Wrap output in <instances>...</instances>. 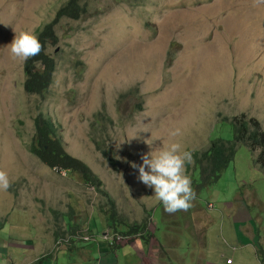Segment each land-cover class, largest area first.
<instances>
[{
  "label": "rangeland",
  "instance_id": "obj_1",
  "mask_svg": "<svg viewBox=\"0 0 264 264\" xmlns=\"http://www.w3.org/2000/svg\"><path fill=\"white\" fill-rule=\"evenodd\" d=\"M68 1L0 0V170L9 178V187L0 190V264H139L135 255L122 254L125 248H112L123 247L121 242L104 243L107 248L83 242L112 233L101 190L115 199L118 217L152 221L155 236L164 231L163 217L188 224L206 211L218 225L230 205L238 207L232 219L248 215L262 238L264 167L256 164V154L237 145L219 179L200 186L193 153L214 137L233 141L226 121L233 117L256 119L264 128V0H78L88 10L61 18L53 28L55 41L46 43L54 60L47 91L27 94L25 60L12 58L6 44L13 30L36 34ZM38 114L59 124L64 149L90 167L101 190L27 150ZM103 118H109L105 125ZM173 128L180 134L170 137ZM152 137L159 138L149 145ZM172 141L191 152L185 171L195 198L187 210L168 213L153 203L152 189L137 179L132 163ZM65 219L77 225L76 232ZM192 230L182 238L194 237ZM59 237L68 242L56 249ZM166 258L165 252L162 264Z\"/></svg>",
  "mask_w": 264,
  "mask_h": 264
},
{
  "label": "trees",
  "instance_id": "obj_2",
  "mask_svg": "<svg viewBox=\"0 0 264 264\" xmlns=\"http://www.w3.org/2000/svg\"><path fill=\"white\" fill-rule=\"evenodd\" d=\"M87 10L88 7L85 4H81L78 0H70L58 9L52 21L35 30V35L41 44V50L35 56L26 59L23 65L25 75L23 88L27 94L43 95L52 81L54 60L52 56L46 53V43L47 41H55L54 26L63 17L77 18L78 15ZM37 66L39 67L37 68ZM137 107L140 109L139 105ZM108 120L109 118H103L99 122L105 125ZM226 121H231L229 123L233 130V141H227V139L219 136L214 137L209 140L208 145L203 150L193 153L195 166L199 168L198 182L200 186H210L219 179L226 166L233 160L236 146L239 144H245L252 153L258 152L255 162L264 167V131L258 122L243 115ZM34 125L35 133L27 146L30 153L50 168L64 170V174L68 177L90 185L96 190H101L102 182L99 177L87 165L71 156L64 149L58 123L53 122L52 119L43 114H38L34 118ZM93 142L96 148L106 155L103 142L96 138L93 139ZM192 179L197 184L194 175ZM100 193L104 195L101 208L107 214V222L110 228L123 237L137 234L142 236L147 228V221L143 219L139 223H130L121 219L117 214L115 199L104 190H101ZM95 221L96 223L93 222V225L99 223L98 220ZM60 239L61 237L56 239L57 244Z\"/></svg>",
  "mask_w": 264,
  "mask_h": 264
},
{
  "label": "clouds",
  "instance_id": "obj_3",
  "mask_svg": "<svg viewBox=\"0 0 264 264\" xmlns=\"http://www.w3.org/2000/svg\"><path fill=\"white\" fill-rule=\"evenodd\" d=\"M13 32L14 35L12 36L11 40L6 44L8 52L12 58H18L19 60L24 61L29 57L35 56L40 52L41 44L37 39V36L31 29L19 31L13 30ZM258 124L260 128L264 131V128L261 126V124L259 122ZM179 134L180 133L178 128H173L168 131V135L170 137L178 136ZM154 138L159 137H152L151 140H146V143L151 145L152 140ZM255 154L256 156L258 155L257 153ZM191 158L192 157L190 151L182 149L179 143L172 141L169 142L167 145H160L158 147L151 148L147 153L141 156L140 164L132 163V167L137 169V179L142 182L146 187H150L152 189L151 196L153 198V203H158L160 206H162V209L165 212L173 213L178 210H187L191 206V201L195 198V192L192 188L191 179L185 171V164L191 162ZM8 187L9 178L4 171L0 170V190H6ZM208 206V208L212 207L209 203ZM163 218L166 219L164 222V231L161 232V234L158 236H155L156 231L152 221L148 222L146 220L147 228L142 233V236L141 234H137L132 235V237H123L121 234L115 232L111 228V234L104 232L103 234H99V236L90 235L89 240H82L83 242H90L95 244L99 242L102 243V245L104 243L110 245L117 244L119 242L123 243V247H120L118 245L113 246L112 248L114 250L117 248H126L130 246V244L138 240L142 242L143 246H145L148 245L149 239L151 237L152 239H156V241L159 242L161 235L166 232L172 231L171 226H173V228L176 230L177 224H172L168 222L180 219H167L166 217ZM65 221L68 225V228L70 229V232H76L77 225H71L69 219H65ZM168 224L172 225L168 226ZM182 224H184V222H182ZM96 225L98 226L99 224ZM149 226H151L150 231H148ZM90 232H94L93 226ZM88 233L89 230L87 226V232H85V235H87ZM80 239L77 238V242H82V240ZM67 242L68 239H63L61 237V239L58 241V244H55L56 249H58L60 245ZM105 248H107V245H105ZM53 249H50L48 253H51ZM41 257L38 259H43V257L46 258V255H42ZM227 261L230 262L228 263ZM225 263L230 264L231 259H226Z\"/></svg>",
  "mask_w": 264,
  "mask_h": 264
},
{
  "label": "crops",
  "instance_id": "obj_4",
  "mask_svg": "<svg viewBox=\"0 0 264 264\" xmlns=\"http://www.w3.org/2000/svg\"><path fill=\"white\" fill-rule=\"evenodd\" d=\"M228 206L224 209L226 219H222L224 221L218 225V222L203 210L202 220H197L195 223L190 221L188 224H182L181 220L168 222L179 223L178 226L182 229L175 230L172 224H168L172 231L161 235L159 242L151 239L148 245L143 246L138 240L125 248L122 254L129 257L135 255L141 259L139 264H162L161 259L165 252L167 253L165 264H174V261H179L180 264H226V259H231L230 264H264V248H262L264 236L256 237L258 229L255 220L246 214L243 219L233 220L232 218L237 215L238 207L233 209L232 206ZM197 209L200 210L201 207L198 206ZM244 213H246L245 209ZM184 226L188 230L193 229L191 234H194V237L191 238V235H188L182 238V235L189 233ZM216 229L218 236L212 235ZM216 244L222 249H216ZM100 246L105 248L103 245ZM226 250L229 253H226ZM172 251H175V254ZM97 252L100 258L102 252Z\"/></svg>",
  "mask_w": 264,
  "mask_h": 264
},
{
  "label": "bare ground",
  "instance_id": "obj_5",
  "mask_svg": "<svg viewBox=\"0 0 264 264\" xmlns=\"http://www.w3.org/2000/svg\"><path fill=\"white\" fill-rule=\"evenodd\" d=\"M100 148V147H99ZM98 149V148H97ZM100 150V149H99ZM74 157V156H73ZM76 158V157H75ZM78 159V158H77ZM82 162V161H81ZM83 163V162H82ZM195 163V162H194ZM88 166V165H87ZM89 167V166H88ZM90 168V167H89ZM64 171V170H63Z\"/></svg>",
  "mask_w": 264,
  "mask_h": 264
},
{
  "label": "built area",
  "instance_id": "obj_6",
  "mask_svg": "<svg viewBox=\"0 0 264 264\" xmlns=\"http://www.w3.org/2000/svg\"><path fill=\"white\" fill-rule=\"evenodd\" d=\"M228 263L230 262V261H227Z\"/></svg>",
  "mask_w": 264,
  "mask_h": 264
}]
</instances>
